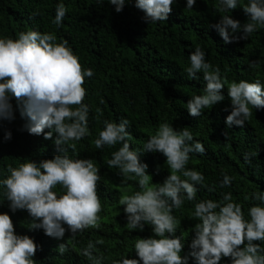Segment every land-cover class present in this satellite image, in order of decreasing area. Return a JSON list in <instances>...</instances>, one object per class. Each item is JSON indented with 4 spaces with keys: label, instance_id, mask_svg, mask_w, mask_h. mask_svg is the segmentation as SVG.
Masks as SVG:
<instances>
[{
    "label": "clouds",
    "instance_id": "1",
    "mask_svg": "<svg viewBox=\"0 0 264 264\" xmlns=\"http://www.w3.org/2000/svg\"><path fill=\"white\" fill-rule=\"evenodd\" d=\"M105 0H96L102 5ZM117 13L126 0H107ZM175 0H135L145 23L167 21ZM197 0H186V8L193 9ZM238 0H219L218 11L227 13L236 9ZM248 20L243 25L230 15H221L220 20L210 25L225 44L247 40L259 27H264V0H248L243 7ZM68 9L59 3L52 23L62 26ZM190 66L184 69L191 79L203 74L206 86L203 94L193 95L187 102V111L192 117H200L203 110L225 100L223 90L227 85V97L231 111L225 123L230 127H243L252 116V109H264V84L240 80L228 82L221 69L206 61V53L197 46L189 55ZM255 66V61L250 62ZM94 72L84 68L79 57L68 46V41L57 42L50 32L27 30L19 32L17 38H0V127L3 122L15 120L19 111L24 131L29 135L43 136L53 140L58 154L51 159L36 161L25 159L18 167L8 166L9 175L0 179L3 197L11 212L27 211L31 220L30 231L43 230L51 238L62 240L65 232L71 233L66 243H60L57 251L63 255L78 233L100 229L99 213L102 211L98 195L99 169L92 159L73 158L69 149L76 150V141L90 135L89 105L84 103L87 95L83 87L86 78ZM15 100V108L12 101ZM103 102V101H102ZM228 109L226 108L225 111ZM99 115L103 113L97 109ZM99 115L97 119H99ZM130 121L119 122L105 119L103 128L94 140L96 149L121 146L111 153L107 165L119 169L127 180L136 179L140 190L122 195L119 204L124 206L127 217L126 228L144 231L145 223L152 225V233L158 238L138 237L134 244L139 259L124 257L113 264H220L222 258H230L231 264H264V191L245 195L244 200H255L248 209L246 219L242 205L234 202L231 192L222 193L218 200L201 199L194 204L192 216L198 221L191 229L194 232L187 255H181L185 237L177 235L180 223L173 211L187 201H195L197 186H205V177L187 165L191 154L205 155L204 144L196 139L189 127L176 129L171 123H160L143 145L145 151L160 153L165 159L169 174L162 183H153L148 165L142 163L138 151L132 150L128 131ZM48 129V131H45ZM227 136V134H225ZM12 133L5 130L4 139L10 140ZM258 153H244L245 163ZM131 174V175H130ZM220 187H230L233 177L221 173ZM59 186L63 191H54ZM67 225V228L64 227ZM89 240L80 255L90 264H102L103 254H97V245ZM42 250L29 235H18L11 216L0 213V264H36L37 251Z\"/></svg>",
    "mask_w": 264,
    "mask_h": 264
},
{
    "label": "trees",
    "instance_id": "2",
    "mask_svg": "<svg viewBox=\"0 0 264 264\" xmlns=\"http://www.w3.org/2000/svg\"><path fill=\"white\" fill-rule=\"evenodd\" d=\"M59 3H64L68 11L62 26L57 27L52 20ZM247 3L248 0H238L236 9L220 13L219 0H197L193 9L186 8V0H175L167 21L148 24L142 19L144 13L135 7V0H126L119 13L107 0L102 5H97L96 0H0V38L15 39L19 32L29 29L53 33L57 42L66 39L83 67L94 72L83 85L87 92L84 103L90 108V135L74 142L76 150L69 149L68 155L92 159L99 169L101 228L78 233L69 244V251L61 255L58 245L66 243L71 233L66 231L64 238L57 240L46 236L43 230L30 231L31 217L27 211L11 212L0 188V213L11 216L18 235H29L42 248L33 257L36 264H90L80 252L89 240L98 239L104 241L96 246L97 254L105 257L102 264H113L124 257L139 259L134 249L136 239L158 238L154 237L152 225L148 223L142 232L126 228L127 217L119 199L140 189L136 179L122 183L125 178L119 174V169H110L107 165L106 161L120 144L96 149L94 140L105 119L130 121V147L138 151L140 161L148 165L153 183H162L169 174L166 158L143 148L160 123H171L176 129L189 127L194 137L204 144L205 155L191 154L187 167L204 175L205 186H197L195 201L185 200L180 209L173 211L180 222L177 235L185 237L182 256L191 251L189 245L194 238L191 229L198 222L192 213L197 201L218 200L222 193L231 192L234 202L242 205L245 218L250 219L248 209L258 202L245 201L244 196L264 191V109H252V116L243 127H229L225 121L231 103L225 85L223 102L203 110L200 117H192L187 111V102L193 95L203 94L206 81L202 73H197L198 79H191L184 71L190 66V53L199 46L206 53V61L214 68L219 67L228 82L259 79L264 84V27H259L247 40L228 44L210 27L221 15H230L243 25L248 16L242 7ZM253 61L255 66H251ZM12 103L15 108V100ZM97 109L103 114L99 115ZM15 117L0 127V179L9 175V165L18 167L25 159L38 163L62 154L53 143L55 133L53 140L29 135L22 130L25 120L18 110ZM5 130L11 131L10 140L4 139ZM251 152L258 154L251 158L250 164L245 163L244 153ZM222 171L233 177L230 187H220ZM54 191L63 190L58 186ZM256 243L264 247V242ZM189 264L196 262L190 258ZM220 264H231V260L222 258Z\"/></svg>",
    "mask_w": 264,
    "mask_h": 264
}]
</instances>
